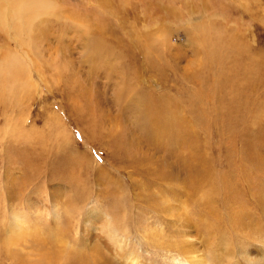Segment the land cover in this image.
I'll use <instances>...</instances> for the list:
<instances>
[{"label": "rangeland", "instance_id": "obj_1", "mask_svg": "<svg viewBox=\"0 0 264 264\" xmlns=\"http://www.w3.org/2000/svg\"><path fill=\"white\" fill-rule=\"evenodd\" d=\"M40 1L0 16V264H264V0Z\"/></svg>", "mask_w": 264, "mask_h": 264}, {"label": "bare ground", "instance_id": "obj_2", "mask_svg": "<svg viewBox=\"0 0 264 264\" xmlns=\"http://www.w3.org/2000/svg\"><path fill=\"white\" fill-rule=\"evenodd\" d=\"M5 1H7V3H5V4H7V5L11 4L10 0H5ZM52 3H54V2H52ZM12 6H13V8H10V6H8V7L3 6V9L1 10L0 16H14V19L16 18V16H28V19H30V18H35V17H39V16L54 14L53 10L56 9L54 4H48L46 2H41L40 0H14ZM20 24L21 23H19V25ZM19 25L16 26V28L19 27ZM20 26H23V24H21ZM20 28H22V27H20ZM29 36L31 37V35H29ZM164 39H166V38L164 37ZM21 69H23V68H21ZM159 205H162V207H161L162 209H166L165 213H167L170 216H175V213H172L173 207L171 205L169 206V204H167L166 202L161 203ZM176 212L178 214V210ZM181 214H183V213H181ZM95 215H94V212H92V215H89L84 222V224H85L84 234H86V236H87V234H89L88 233V231H89L88 224L90 223V220H91L90 217H96ZM20 220H21L20 218H16V217L13 218V222L11 224V229H10V231H11L10 232V238L13 241H11L10 243H13L19 237H21V234L19 236L17 234L19 230L21 232V229L23 226V223L21 222L22 220L21 221ZM24 225H25V223H24ZM154 228L151 226H148V224L145 227H143V225H140L139 231L141 232V234H144L145 236L147 235V238H149L151 242H155V244H156V243L160 242V237H161L160 235L162 233H164V229L162 227H161L162 229L157 228V227H154ZM178 232H181V231H178ZM108 233L110 236L109 241H110L111 246L109 244H106V243H105V246L109 250L108 252H110L112 254V256L114 258H116L117 261H121V264H155V263L151 262V259H149V258H144V256L142 257L139 254H137L136 252L127 251L126 250V248H127L126 241H124L122 238H120V236H118V234L115 230L109 229ZM181 233L183 234L182 237H184V238H180L178 236L177 237L172 236L174 238L170 239V241H169L170 248L171 249L173 248L175 251H178L179 255L182 257V261H179L178 264H214V263H212L211 259L207 256H202V255L197 256V255L192 254L191 244L188 240L185 239V237H188V235L187 234L185 235V232H181ZM27 235H29V234H27ZM162 235H164V234H162ZM15 236H18V237H15ZM162 239H164V238H161V240ZM60 242H62V241H60ZM113 246H114V248H113ZM171 249H169V250H171ZM55 258H56V256L54 257V259Z\"/></svg>", "mask_w": 264, "mask_h": 264}]
</instances>
